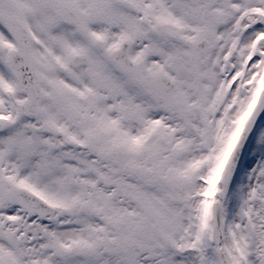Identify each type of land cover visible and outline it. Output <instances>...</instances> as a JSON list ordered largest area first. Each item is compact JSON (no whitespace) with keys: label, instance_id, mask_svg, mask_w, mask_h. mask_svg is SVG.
Listing matches in <instances>:
<instances>
[{"label":"rangeland","instance_id":"1","mask_svg":"<svg viewBox=\"0 0 264 264\" xmlns=\"http://www.w3.org/2000/svg\"><path fill=\"white\" fill-rule=\"evenodd\" d=\"M59 1L71 2L82 12L93 10V13L102 3L94 0H0V13L15 14L38 30L57 29L62 34V40L74 39L72 45L62 46V60H65L84 46L78 37L64 35L72 33L68 30L73 29L54 15ZM245 4L241 2L237 5L243 7ZM109 5L111 12L120 10L116 0H109ZM253 6L263 9L264 0H253L247 5ZM207 16L213 27V17ZM226 19L228 24L222 25L220 29L224 41L214 45L210 54L211 57L217 51V60L221 61L219 91L214 81L204 80L205 87L210 90L204 98H210L211 105H216L219 98L224 99V104L218 111L221 143L214 145L216 150L221 147L222 159L229 135L239 129L238 119L256 102L264 87V28H251L249 35L248 29L243 28L244 36L238 44L235 40L237 34H232L229 27L233 24L235 15L227 14L221 19L222 23ZM200 21V10L191 11L190 23L198 26ZM108 25V19L97 20L95 17L88 24L91 36L103 39ZM214 29L217 31V26ZM199 34L200 30L190 27V38L198 37ZM230 45L231 51L238 52L226 65L220 60V56ZM10 47L9 37L0 20V50L6 53ZM253 50L258 51L255 61L252 66L244 68L243 62ZM190 55L192 56V52ZM212 64L205 63L200 74L210 76L214 70L219 69L220 64L216 66L214 63L215 66L210 67ZM94 68L93 63L83 72L94 89L93 98L101 96L105 91L101 84L95 83V76L90 74ZM175 70L180 75L181 72L176 67ZM50 71L52 73L45 71L52 78L51 80L47 75V85L56 84V81L63 83L61 88L58 87L61 92H58L59 101L69 106L63 108L55 100L47 99L43 105L41 125L52 123L64 130L66 137L49 135L41 129L37 140L35 131L28 122L13 117V127H9L0 137V165L7 164L9 167L6 172H10V176L6 175V178L11 184L36 190L46 200L58 206L63 214L38 221L27 219L18 210L2 211L1 218L9 222V227L5 229L6 236H0V264H212L211 252L202 256L197 252L186 251L190 246L198 249L201 240L208 243L213 236L209 216L206 233L198 232L200 198L192 196V193H198L203 188L200 183H196V177L200 174L209 179L213 163H204L193 156L177 159L179 156L175 154L184 146L187 148L183 151H191L193 134L180 131L176 137L173 136L172 143L165 147L158 141L155 144L149 143V128L140 126L142 137L135 140L132 136L123 142L127 150L135 151V157L128 163H120L110 155L112 146H108L105 141L101 143L102 132H99V127L103 123L102 108L101 113L98 110V114L91 110L87 112L88 105L80 104L77 99V96L85 95V89L79 85L89 84L78 83V90L74 94L71 92L74 91L71 90L74 83L72 80L75 77L78 80L81 73L71 77L51 69ZM237 76L239 81L230 92L227 91V84ZM7 83L0 68V84ZM214 88H217L218 94L213 93ZM1 89L0 86V108L5 110L6 105L10 104L5 90ZM17 91L19 94L13 96L14 102L23 96L20 89ZM135 106L138 108L137 104ZM75 111L80 112L81 119L93 120L95 127H81L80 121L75 120ZM174 114V125L181 130L187 126L186 123L193 121V118L188 119L184 113L177 115L174 111ZM143 117L149 119L150 114ZM197 119L198 117L195 122ZM115 121H118L116 115ZM137 122L134 119L130 123ZM128 126L125 125L124 128ZM114 131L115 135L111 139L121 140L117 137L120 130ZM105 135L103 133L102 137ZM195 135L201 138L198 134ZM70 141L90 142L96 144V148L90 152L79 150L70 146ZM253 144L226 202V248L233 264H264V126ZM3 146H8L9 149ZM3 148L9 150V157L1 156ZM167 150L170 153L164 155ZM1 167L3 166H0V170ZM205 168H208L206 175H201ZM195 172L197 175H194ZM166 178L176 185L175 191L166 186ZM120 221L127 223L131 230L129 234L121 232ZM252 224L257 225L258 232ZM27 225L33 228L28 241V236L24 233ZM38 226L40 229L36 230L35 227ZM128 238L139 240L140 246L130 248L126 244Z\"/></svg>","mask_w":264,"mask_h":264},{"label":"flooded vegetation","instance_id":"2","mask_svg":"<svg viewBox=\"0 0 264 264\" xmlns=\"http://www.w3.org/2000/svg\"><path fill=\"white\" fill-rule=\"evenodd\" d=\"M137 5L138 13L128 12V14H120L118 17L110 18V25H113V31L119 33V36L115 38L116 34H109V27L107 28L108 42L104 45V51L102 54H99L98 60L101 63H98L99 66L96 70V75L100 82L105 85L104 91V100L108 108L115 107L119 101L123 98L126 99L125 86L135 82V87L142 88L144 91L149 89V94L152 97V108L153 112L150 114V120L155 126L156 134L154 140L160 134H163L167 131L169 125L172 126V118L170 113L173 111L175 104L178 102L186 109H189L194 115L198 109H196V101L193 95V86L189 84H184L183 87L189 92L190 102L187 104L185 102L179 103V99L175 96L179 93L165 95L160 91L154 89L153 87L147 85L148 77L155 76L157 74H166L172 77L173 72V59H174V46L176 41V46L180 48L182 55L181 59L183 64L188 66L189 64V25L191 22V11L199 10L201 12V21L200 26L204 37L212 38L214 36V28L218 24V20L221 18L219 14L216 16V10L219 8L218 4L221 0H133ZM106 2V1H105ZM174 4L176 7L174 9ZM180 4L179 6H177ZM208 4V8L204 10L200 5ZM192 5V6H191ZM199 5V9L198 6ZM126 15H129L127 18ZM207 15L213 16V27H211L210 18ZM84 21L91 18H88L87 15L83 16ZM116 20V21H115ZM177 24H174L176 23ZM118 25L119 27H116ZM117 29V30H115ZM177 30L178 33L174 35V31ZM46 38H43V42H47L48 46L55 47V44H51L50 41H53L56 38L55 34H45ZM60 36V35H59ZM84 43L87 41V46H89V51H92L90 47L93 42L91 40L88 42L90 37L88 35L82 37ZM116 39L120 41H126L129 43L128 55L129 58L135 65L134 74H125L123 71L114 64L110 59L111 50L117 47V43H114ZM208 45V49H210ZM39 51V53H38ZM90 51V52H91ZM208 51V50H207ZM34 52L38 57V64L43 57H47L48 54L45 52L44 48L37 45V48H34ZM60 55L59 51L55 50L54 55L50 56L52 58H58ZM179 58V56H178ZM210 59L207 57V60ZM50 65L53 64V61H50ZM197 65V62H196ZM198 79H201V76H197ZM210 79L216 81L218 78L216 76H211ZM192 84V83H191ZM44 99V97H43ZM211 99L202 100L200 105V113L203 114L208 120L210 111L213 109L211 106ZM209 102V107L206 109V104ZM190 106V107H189ZM115 110H119L118 107H115ZM206 110V112H205ZM122 113L121 110H119ZM208 113V115L206 114ZM214 115H218L214 113ZM134 119L132 117V112L127 111L126 116L122 117L123 123H128ZM142 121V119H140ZM140 121V122H141ZM210 124L209 128H213L212 118H209ZM90 127H94L92 122H89ZM170 127V126H169ZM6 172H0V213L6 209H14V206L9 204H4L2 202L3 193L11 189L10 182L5 178ZM9 174V173H8ZM11 187V188H10ZM18 209V208H15ZM29 218L31 216L27 215ZM28 219V218H27ZM40 219V218H36ZM0 223L6 225V221L1 218ZM4 226H0L1 231ZM32 229L29 225L25 226V235L29 236L32 232ZM36 230H39L40 227H35ZM34 231V230H33ZM3 234V233H2ZM26 239V240H28ZM220 236L218 234V241Z\"/></svg>","mask_w":264,"mask_h":264},{"label":"water","instance_id":"3","mask_svg":"<svg viewBox=\"0 0 264 264\" xmlns=\"http://www.w3.org/2000/svg\"><path fill=\"white\" fill-rule=\"evenodd\" d=\"M61 15L64 19H66L67 21L71 22V23H76L78 22L77 18L75 17V14L69 10H62L61 11ZM3 20L6 23L7 27L13 31V33L15 34L16 37H18V41L20 44V47L18 49V51L15 53V62L17 63V67L20 73V76L22 77L23 74H25V72H27L26 74L30 77L31 82L33 81L31 75H33V71H31L32 69V65L31 64H22L20 63V59L22 57V59H24L25 61L27 60V58L30 56V52H29V40L28 39H24V37H27L25 30L20 26L19 23H17L16 21L12 20L11 18L7 17V16H3ZM24 41V42H23ZM30 66V69H29ZM31 74V75H30ZM22 83L24 85V77L22 78ZM40 98V95H35V93L31 94V99L29 100V102L23 106V108H27V109H33V115H35L37 113V107H38V100ZM263 108V113H264V97H263V103L261 105V107L259 109ZM262 112L260 113L259 117H257L256 120H258L261 115L263 114ZM31 115V116H33ZM57 134H62L61 132H57ZM240 156H237L235 158V160H233L229 167L228 170L226 172L227 174V181H226V185L228 186L231 177L235 171V168L238 164V161L240 159ZM227 188V187H225ZM223 194L221 195V200L218 202L217 204V211L218 214L220 215L221 213V209H222V204H223V199L225 196V191L222 192ZM5 200L8 202H12L15 203L19 206H21L22 208H24L26 211H28L29 213L33 214V215H40L42 217H45L51 213H53V209L51 207H49L43 200L39 199L38 197H35L33 194L31 193H25L22 190H14L12 192L6 193L5 194ZM126 227L123 225L122 229H125Z\"/></svg>","mask_w":264,"mask_h":264}]
</instances>
